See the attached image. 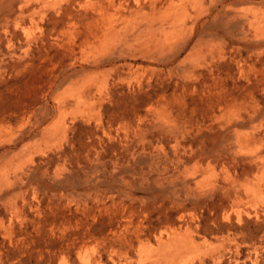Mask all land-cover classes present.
I'll use <instances>...</instances> for the list:
<instances>
[{"label": "rangeland", "instance_id": "374dc122", "mask_svg": "<svg viewBox=\"0 0 264 264\" xmlns=\"http://www.w3.org/2000/svg\"><path fill=\"white\" fill-rule=\"evenodd\" d=\"M179 1L50 10L4 59L0 264H264V0L120 42Z\"/></svg>", "mask_w": 264, "mask_h": 264}, {"label": "bare ground", "instance_id": "6f19581e", "mask_svg": "<svg viewBox=\"0 0 264 264\" xmlns=\"http://www.w3.org/2000/svg\"><path fill=\"white\" fill-rule=\"evenodd\" d=\"M182 1L183 0H180L178 3L173 2L169 4V7H167L164 12L165 15L161 17V20L157 24H155L156 19L152 18L153 16H150L151 19L147 16V21H144V25L139 24L137 27L134 26V34L129 37L128 35H123L120 38V42L124 44L126 48H129L131 45L133 46L134 43H139L141 38L147 35L149 36L147 39L148 42L152 41L158 45L168 42L171 35H175L183 22L184 7L182 6ZM77 8L89 9L88 0H86V3L81 0H67L65 3H60L56 0H0V67L5 64L4 59L6 57H12L16 53L18 45L28 46L30 42H32L31 38L29 42L28 29L40 23L43 24L50 10H53L56 15L54 18H49L51 24L54 25L55 18L62 14V12L73 13ZM91 8L96 11L94 6ZM174 9L177 10V12L172 13L171 10ZM92 23L93 19H91L90 25ZM166 23L170 24L169 30L166 29ZM20 32L24 33V40H22ZM156 35H160L159 39ZM146 48H148V46ZM91 91L92 88L90 90V95H92ZM79 97L83 98L84 94L80 93Z\"/></svg>", "mask_w": 264, "mask_h": 264}]
</instances>
